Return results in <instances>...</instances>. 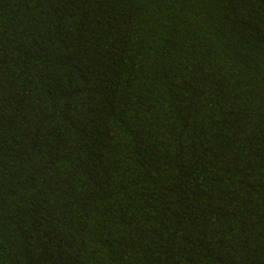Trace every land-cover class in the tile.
I'll use <instances>...</instances> for the list:
<instances>
[{
	"label": "trees",
	"instance_id": "16d2710c",
	"mask_svg": "<svg viewBox=\"0 0 264 264\" xmlns=\"http://www.w3.org/2000/svg\"><path fill=\"white\" fill-rule=\"evenodd\" d=\"M0 264H264V0H0Z\"/></svg>",
	"mask_w": 264,
	"mask_h": 264
}]
</instances>
